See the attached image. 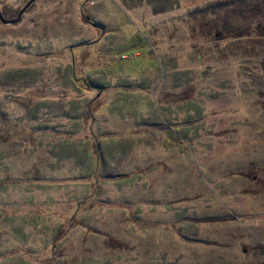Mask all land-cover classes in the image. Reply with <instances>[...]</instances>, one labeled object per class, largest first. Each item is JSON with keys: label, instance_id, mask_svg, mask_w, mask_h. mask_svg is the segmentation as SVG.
Returning a JSON list of instances; mask_svg holds the SVG:
<instances>
[{"label": "rangeland", "instance_id": "1", "mask_svg": "<svg viewBox=\"0 0 264 264\" xmlns=\"http://www.w3.org/2000/svg\"><path fill=\"white\" fill-rule=\"evenodd\" d=\"M0 264H264V0H0Z\"/></svg>", "mask_w": 264, "mask_h": 264}]
</instances>
